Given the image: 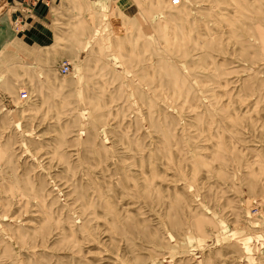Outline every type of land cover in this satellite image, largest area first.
<instances>
[{
	"label": "rangeland",
	"instance_id": "1",
	"mask_svg": "<svg viewBox=\"0 0 264 264\" xmlns=\"http://www.w3.org/2000/svg\"><path fill=\"white\" fill-rule=\"evenodd\" d=\"M172 1L0 0V264H264V0Z\"/></svg>",
	"mask_w": 264,
	"mask_h": 264
},
{
	"label": "built area",
	"instance_id": "2",
	"mask_svg": "<svg viewBox=\"0 0 264 264\" xmlns=\"http://www.w3.org/2000/svg\"><path fill=\"white\" fill-rule=\"evenodd\" d=\"M26 4H30V6L34 7V6H37L40 2H45V4H48V0H26ZM178 1L177 0H173L172 1V5L176 6L178 5ZM1 12H0V20H1ZM69 70H70V65L67 63V62H62L61 65H60V70L59 72L62 74V75H66L69 73ZM28 95L25 91L22 92V94L20 95V98L21 99H27Z\"/></svg>",
	"mask_w": 264,
	"mask_h": 264
},
{
	"label": "bare ground",
	"instance_id": "3",
	"mask_svg": "<svg viewBox=\"0 0 264 264\" xmlns=\"http://www.w3.org/2000/svg\"><path fill=\"white\" fill-rule=\"evenodd\" d=\"M1 21V20H0Z\"/></svg>",
	"mask_w": 264,
	"mask_h": 264
}]
</instances>
